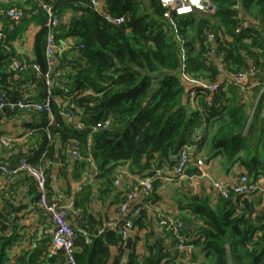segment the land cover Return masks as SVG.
<instances>
[{
    "label": "trees",
    "instance_id": "trees-1",
    "mask_svg": "<svg viewBox=\"0 0 264 264\" xmlns=\"http://www.w3.org/2000/svg\"><path fill=\"white\" fill-rule=\"evenodd\" d=\"M46 1H52L59 16L70 12L67 21L57 26L56 39L63 43L71 38L72 43L61 52L57 68L63 75L53 88V96L62 102L52 101L51 123L46 111H30L38 120L40 141L20 159L40 164L50 155L54 137L63 146L71 143L84 157H91L101 194L112 191L117 166L152 176L157 169H172L187 144L196 146L195 152L209 147L227 163L238 165L254 182L264 177V93L259 94V86L242 89L230 79L231 74L253 64L258 71L247 85L253 79L264 81V0H208L213 12L174 15L173 23L164 16L166 9L159 0H103L107 13L123 18L117 24L95 12L90 0ZM37 3L24 0L17 4L25 11L17 24L0 16L6 28L13 24L0 41V92L9 102H41L46 95L42 76L31 67L15 74L9 66L18 59L46 70L45 15ZM31 23L41 28L33 41L34 58L26 60L16 54L13 41ZM183 64L194 78L208 82L223 78L219 89L210 93L190 86L180 76ZM29 80L41 87L37 98L20 90L21 83ZM192 90L193 104L189 99ZM67 100L80 110L82 129L63 117L68 106L62 104ZM5 109L8 116L22 112ZM105 120L109 123L102 127ZM157 180L152 182L150 196ZM89 199V194L82 195L73 201L74 208H83ZM178 209L183 221L192 222L183 229L195 247L192 260L199 264H264L262 195L231 193L211 203L208 195L188 193ZM85 213L83 209L84 218ZM147 219L142 208L133 220L135 227L148 226ZM12 222L0 212V264H65L61 250L51 251L46 227L32 236V248L13 258L10 250L19 234ZM99 224L89 217L75 228L76 264H180L174 241L166 232V237L153 241L146 235L145 252L140 254L134 247L137 236L127 251L117 227H104L99 233L104 226Z\"/></svg>",
    "mask_w": 264,
    "mask_h": 264
},
{
    "label": "crops",
    "instance_id": "crops-1",
    "mask_svg": "<svg viewBox=\"0 0 264 264\" xmlns=\"http://www.w3.org/2000/svg\"><path fill=\"white\" fill-rule=\"evenodd\" d=\"M22 3L17 0H0V4L6 7ZM70 15V12L63 15L66 21ZM3 18L6 20L5 17ZM3 27H5L4 23L0 22V30L6 29V27L2 29ZM40 28V24L31 23L27 30L13 41L17 55L26 60H33V41ZM71 43L72 39L68 38L63 42V45ZM67 49L65 48V50ZM60 56L61 52L57 55L58 64ZM40 89L41 87L36 82L30 80L23 81L20 85V90L25 93V96L31 98H37ZM5 112L6 109L0 110V134H5L14 141L8 149L0 147V161L16 162L21 156H27L29 151L38 145L40 141L36 124L38 120L30 111L17 112L10 116ZM50 119L51 123L53 118ZM50 144L53 145L50 155L40 162L47 175L49 195L68 206L74 200L80 199L82 195L88 196L89 194L90 199L85 202L83 208L76 209L74 206L68 208L67 217L72 226L78 228L80 223L86 222L87 218L91 217L102 225L106 221H113L111 228L116 227L124 219V216H121L118 211L124 193L130 190L146 172H133L127 166L119 165L115 169L116 175L114 177L115 179L118 178L119 182L115 183L114 179L112 191L108 194H101L99 191L100 181L96 178L97 169L94 163L74 157L56 137L50 139ZM195 151L196 146H194L192 156L204 160L202 173L194 164H190L183 176L171 179V169L163 167L159 169L160 173L153 175V180H158L154 195L152 194L153 196L148 198L152 208L143 207L146 198L141 195L130 204L127 214L131 213L134 208L140 207L146 209L148 217L146 220L148 226L141 229L135 227L132 240L137 236L138 239L134 245L137 253L145 252L146 235L149 236V241H153L157 237H166L156 218L157 207L179 215L178 204L185 199L188 193L201 196L208 195L211 203H215L217 197L211 188L212 181L215 179L229 181L235 178L239 172H243L238 165L229 164L219 155H215L209 147H204L199 152ZM257 183L263 185L264 177ZM36 195L34 183L27 175L19 174L10 180L0 176V212L6 219L13 220L12 224L16 225L19 234V239L10 250L13 258L22 250L32 248L34 246L32 236L39 235L42 229L49 225L47 218L35 205ZM83 209L86 212L85 218L81 215ZM126 250L129 249L126 248ZM126 254L127 252L124 258Z\"/></svg>",
    "mask_w": 264,
    "mask_h": 264
},
{
    "label": "built area",
    "instance_id": "built-area-1",
    "mask_svg": "<svg viewBox=\"0 0 264 264\" xmlns=\"http://www.w3.org/2000/svg\"><path fill=\"white\" fill-rule=\"evenodd\" d=\"M23 2L24 0H17ZM161 5L166 9L164 16L173 23L174 15H183L191 13L194 11L201 12H213V7L208 6V0H159ZM90 5L92 9L101 14L105 20L112 23H121L123 18L112 16L105 10V3L103 0H90ZM37 6L43 11L45 15V21L43 26L46 30L45 37V60H46V70L41 71L38 64H28L26 61H20L18 59H13L10 63V69L15 73L25 71L28 68H32L37 75H41L45 88L46 95L41 102H36L33 100L19 99L15 102L7 101L6 94L0 92V110L5 108H17L21 111H46L50 118L51 116V103L56 101L61 104L60 97L53 96V88L59 84L63 71L58 69L57 55L65 50V48H70L71 44H65L58 42L56 39V28L62 23L66 22L65 16H59L55 13L52 1L38 0ZM24 8L18 5H11L9 7H0V16L5 17L12 21V23L17 24L24 16ZM13 29V24H9L5 30H0V41L5 37V33L10 32ZM239 28L237 29V31ZM210 38L213 35H209ZM184 59V55H182ZM218 61L220 67L224 63ZM258 69L255 65L249 64L245 69L239 70L231 74L230 79L236 84H239L242 89H248L253 86H259L260 92L264 93V81L258 82L255 79L247 85V80L249 78H254ZM180 76L185 82L190 86L200 87L202 90H206L210 93H214L219 89V84L223 81L219 80L217 82H208L204 79L192 77L186 70L183 64L180 70ZM65 91H67L65 89ZM195 91H191L189 95L190 103L194 102ZM62 105L68 106L66 110L62 112L63 117L73 123L76 128L82 129L84 123L80 121L78 114L80 110L75 106L74 103L65 101ZM254 109V108H253ZM252 109V110H253ZM109 120H105L101 123L102 127L108 125ZM98 123L96 126H99ZM13 139L5 134H0V147L10 148L13 144ZM67 150L79 160L86 159L93 163L91 157H84L76 146H72L71 143H67ZM36 148V147H35ZM194 150V145L187 144L184 145L177 157L176 163L171 169L170 178L176 179L185 174L186 169L190 164H194L198 171L202 173V165L204 160L200 157L192 156V151ZM160 173V170H155V174ZM19 174H25L30 177L34 183L37 195H36V207L43 213L47 218L49 225L44 230L51 236V251L61 250L65 264H76L74 257V235L75 228L68 220V208L74 206L71 202L68 206L63 205L58 199L49 195L47 187V175L46 172L40 164H32L26 157H22L17 163L5 160L0 161V176L4 179L10 180ZM153 175L142 177L130 190L126 191L119 203L118 211L121 216H124L123 220L118 223L117 232L122 236L123 240L126 241L127 238H133L135 225L134 218L139 215L142 208L137 207L132 210L131 213L127 214L128 208L131 203L135 201L138 196H143L146 198L143 207L146 209L152 208L151 201L148 199L151 195L153 189ZM115 183L119 182V179L114 180ZM211 188L215 197L228 198L231 193L235 195L250 196L252 194H260L264 197V184L259 185L257 182L252 181L244 172H239L235 178L229 181H224L222 179H215L211 183ZM158 223L164 232L168 233L172 240L174 241L173 249L178 253V259L180 264H199L198 260H192L191 255L195 251V247L190 243V237L184 233L183 229L185 227L184 221L171 211L163 210L157 207ZM113 221H106L104 226L99 229V233L103 231L104 227H111Z\"/></svg>",
    "mask_w": 264,
    "mask_h": 264
},
{
    "label": "water",
    "instance_id": "water-1",
    "mask_svg": "<svg viewBox=\"0 0 264 264\" xmlns=\"http://www.w3.org/2000/svg\"><path fill=\"white\" fill-rule=\"evenodd\" d=\"M208 6H209L210 8L213 7L212 4H211L210 2H208ZM184 224H185V226H186L187 228H189V227L192 225V222H190V221H184ZM131 242H132V238L129 237V238L126 239V248H127V249H130Z\"/></svg>",
    "mask_w": 264,
    "mask_h": 264
}]
</instances>
